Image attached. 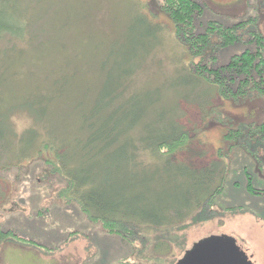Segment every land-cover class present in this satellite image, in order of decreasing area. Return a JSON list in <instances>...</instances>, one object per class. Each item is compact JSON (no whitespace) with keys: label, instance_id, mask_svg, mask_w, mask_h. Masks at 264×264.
Here are the masks:
<instances>
[{"label":"rangeland","instance_id":"rangeland-1","mask_svg":"<svg viewBox=\"0 0 264 264\" xmlns=\"http://www.w3.org/2000/svg\"><path fill=\"white\" fill-rule=\"evenodd\" d=\"M162 1L0 0V18L16 21L27 18L33 25L46 9L47 15L53 17L49 35L54 36L49 37L46 47L33 49L28 41L41 40L37 29L34 32L29 27L25 35L27 42L13 41L9 36L0 41V126L11 124L17 134L27 129L30 123L24 105L29 92L58 78L59 67L70 63L79 69L80 64L88 61L96 73L98 66L94 65L102 62L106 63L105 68H110L114 60L126 61L120 65L137 67L138 58L145 56L147 50L150 54L134 85L138 89L157 88L163 96L161 104L173 111L174 120L188 132L189 144L175 159L202 169L218 161V150L225 151L231 143L236 144L223 157L226 172L221 192L208 207L193 213L184 223L160 232L139 227L124 237L107 233L100 222H89L76 203L65 202L60 196L64 180L41 159L8 166L0 170V230L11 228L20 236L52 249L46 254H32L35 257L21 253L15 261L178 264L195 244L215 238L231 240L251 264H264V139L254 130L264 120V98L223 100L213 87L194 78L189 64L199 59L192 58L176 40L173 24L158 8ZM200 2L204 10L196 23L197 33L204 32L210 22L223 28L248 22L240 30L239 41L218 51L215 66L226 64L231 56L247 49L254 50L251 41L254 31L264 36V0ZM147 34L151 36L144 50L142 38ZM218 40L216 35L211 38L204 59L211 61L213 45ZM7 50L12 55L4 57L2 52ZM93 72L78 74L85 79L84 85L92 87L96 77ZM82 81L76 82L78 88ZM10 108L6 120L4 115ZM228 129L242 131L229 144L224 140ZM9 159L10 152L0 155V169ZM69 237L86 243L73 241L76 248L71 249V245L66 246ZM5 250L15 253L12 246H6L0 253ZM13 264L21 263L13 261Z\"/></svg>","mask_w":264,"mask_h":264},{"label":"trees","instance_id":"trees-1","mask_svg":"<svg viewBox=\"0 0 264 264\" xmlns=\"http://www.w3.org/2000/svg\"><path fill=\"white\" fill-rule=\"evenodd\" d=\"M158 8L173 24L178 43L199 59L189 64L194 78L213 87L223 100L264 98V36L260 33L251 34L254 50L233 55L224 65L213 64L220 49L239 41L247 21L228 28L210 22L204 32L197 33L196 23L204 10L200 0H163ZM52 19L46 9L34 25L27 18H0V41L9 36L27 42L30 27L34 32L37 29L41 40L28 41L32 48L46 47L49 37L54 38L49 35ZM214 35L219 40L208 61L204 57ZM149 36L142 38L144 50ZM149 54L145 50L137 67L114 60L105 68L106 63L99 62L93 66H98L97 74L88 61L79 69L70 63L59 67L58 78L48 86H37L27 96L24 111L30 126L20 134L11 124L0 126V155L10 152L11 160L0 170L41 159L64 180L60 196L65 202L76 203L89 222H100L107 233L124 237L139 227L156 232L170 229L208 207L222 190L223 157L236 144L218 150V161L202 169L175 159L189 144L188 132L174 120L173 111L161 104L163 96L157 88L134 85ZM2 55L12 52L3 51ZM90 71L96 76L92 87L84 85L85 79L78 75ZM11 111L4 115L6 120ZM254 130L264 139V120ZM226 132L224 140L229 144L242 131ZM6 239L21 240L11 231L0 230V242Z\"/></svg>","mask_w":264,"mask_h":264},{"label":"water","instance_id":"water-1","mask_svg":"<svg viewBox=\"0 0 264 264\" xmlns=\"http://www.w3.org/2000/svg\"><path fill=\"white\" fill-rule=\"evenodd\" d=\"M178 264H251L231 240L207 239L195 244Z\"/></svg>","mask_w":264,"mask_h":264},{"label":"crops","instance_id":"crops-1","mask_svg":"<svg viewBox=\"0 0 264 264\" xmlns=\"http://www.w3.org/2000/svg\"><path fill=\"white\" fill-rule=\"evenodd\" d=\"M7 231L13 232V234L21 240L17 241V240H13V239H6L5 241L0 242V250L1 249L3 250L6 246H8V248H9V246H12L15 250L14 251L15 253H12V254L9 253V250H5L3 253H0V258H2V261H3L2 264H13V261L16 263L23 264V262L15 261V257L21 253H26L28 255L35 254V256H36L37 254H46L45 253L46 251H52V249L46 248L45 246L41 245L39 242H37L35 240H32L30 238H26L24 236H20L18 234V232L12 230L11 228H8L3 232H7ZM70 237H69V239H70ZM25 241H27V243ZM73 241H79L82 243V245H85V243H86V241H84L83 239L71 238L69 243L66 244V246L71 245L70 246L71 249H75L76 243ZM83 250H85V248ZM19 251H21V252H19ZM17 252H19V253H17ZM61 252H63V251H61ZM35 256H33V257H35ZM81 259H84L83 254H82Z\"/></svg>","mask_w":264,"mask_h":264}]
</instances>
